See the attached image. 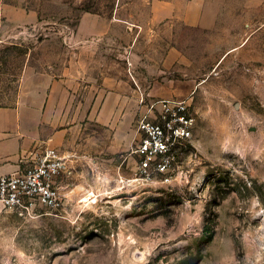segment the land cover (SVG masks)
I'll return each mask as SVG.
<instances>
[{
    "label": "rangeland",
    "instance_id": "rangeland-1",
    "mask_svg": "<svg viewBox=\"0 0 264 264\" xmlns=\"http://www.w3.org/2000/svg\"><path fill=\"white\" fill-rule=\"evenodd\" d=\"M151 2L0 0V106L28 73L61 83L69 167L64 210L0 205V264H264V6L204 31L152 25ZM169 99L194 140L170 184L138 179L139 121Z\"/></svg>",
    "mask_w": 264,
    "mask_h": 264
},
{
    "label": "built area",
    "instance_id": "built-area-1",
    "mask_svg": "<svg viewBox=\"0 0 264 264\" xmlns=\"http://www.w3.org/2000/svg\"><path fill=\"white\" fill-rule=\"evenodd\" d=\"M189 100H158L139 121L135 174L138 179L160 177L170 184L181 167L184 149L194 140L196 119ZM66 157L46 148L25 168L0 177V205L21 215L62 211L65 196L60 181L68 173Z\"/></svg>",
    "mask_w": 264,
    "mask_h": 264
},
{
    "label": "crops",
    "instance_id": "crops-1",
    "mask_svg": "<svg viewBox=\"0 0 264 264\" xmlns=\"http://www.w3.org/2000/svg\"><path fill=\"white\" fill-rule=\"evenodd\" d=\"M231 0H152V25L183 26L204 31L217 29L220 20L230 14ZM244 7L261 8L264 0H244ZM89 18V17H88ZM84 18L78 33L96 35L98 25H88ZM102 32H110L111 24H103ZM28 73L19 100L14 106H0V177L10 175L30 165L46 148L58 149L65 140L61 98L62 84L56 85L45 75L39 83ZM34 80V81H33Z\"/></svg>",
    "mask_w": 264,
    "mask_h": 264
},
{
    "label": "bare ground",
    "instance_id": "bare-ground-1",
    "mask_svg": "<svg viewBox=\"0 0 264 264\" xmlns=\"http://www.w3.org/2000/svg\"><path fill=\"white\" fill-rule=\"evenodd\" d=\"M91 199V198H90ZM88 200V199H87Z\"/></svg>",
    "mask_w": 264,
    "mask_h": 264
}]
</instances>
